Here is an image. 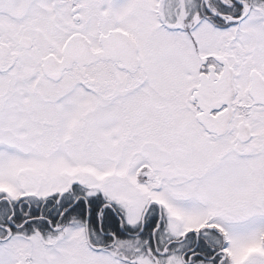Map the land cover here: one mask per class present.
<instances>
[{
  "label": "snow or ice",
  "instance_id": "snow-or-ice-1",
  "mask_svg": "<svg viewBox=\"0 0 264 264\" xmlns=\"http://www.w3.org/2000/svg\"><path fill=\"white\" fill-rule=\"evenodd\" d=\"M0 264H264V0H0Z\"/></svg>",
  "mask_w": 264,
  "mask_h": 264
}]
</instances>
